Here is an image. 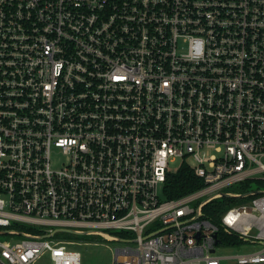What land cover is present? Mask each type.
Returning a JSON list of instances; mask_svg holds the SVG:
<instances>
[{
  "label": "built area",
  "instance_id": "obj_1",
  "mask_svg": "<svg viewBox=\"0 0 264 264\" xmlns=\"http://www.w3.org/2000/svg\"><path fill=\"white\" fill-rule=\"evenodd\" d=\"M263 185L264 0H0V264H264Z\"/></svg>",
  "mask_w": 264,
  "mask_h": 264
},
{
  "label": "rangeland",
  "instance_id": "obj_2",
  "mask_svg": "<svg viewBox=\"0 0 264 264\" xmlns=\"http://www.w3.org/2000/svg\"><path fill=\"white\" fill-rule=\"evenodd\" d=\"M179 164H180V158H177L169 163V168L173 172H176L178 170ZM257 187H258L257 183L255 182L251 183V189L256 190ZM161 194H162V190H161ZM248 200L249 199L232 198L227 206L230 207L235 204H241L243 202H247ZM63 234L71 235L74 238L79 239V241L81 242L77 245V248L82 252L81 264H114L115 249L116 247L123 244L122 240L105 239L100 235H95V234L88 235V234H75L68 232H63ZM1 237L4 238V236ZM259 247H260L259 244L253 245L251 243H246L244 245H235V246L227 245V246H219L217 252L221 254H230L236 252H245Z\"/></svg>",
  "mask_w": 264,
  "mask_h": 264
},
{
  "label": "trees",
  "instance_id": "obj_3",
  "mask_svg": "<svg viewBox=\"0 0 264 264\" xmlns=\"http://www.w3.org/2000/svg\"><path fill=\"white\" fill-rule=\"evenodd\" d=\"M247 184V183H246ZM202 185L201 180L194 174L191 167L187 164H183L176 172L169 174L165 189L168 197H178L187 192L193 191ZM231 197H222L214 201V204L207 206V215L214 221L217 222V211H221L223 207L229 204ZM215 208L214 213H209V209ZM121 237L126 235V231L116 232Z\"/></svg>",
  "mask_w": 264,
  "mask_h": 264
},
{
  "label": "water",
  "instance_id": "obj_4",
  "mask_svg": "<svg viewBox=\"0 0 264 264\" xmlns=\"http://www.w3.org/2000/svg\"><path fill=\"white\" fill-rule=\"evenodd\" d=\"M161 231H162V230H161ZM151 234H154V233H151ZM120 240H125V238H122V237H121V239H120Z\"/></svg>",
  "mask_w": 264,
  "mask_h": 264
}]
</instances>
